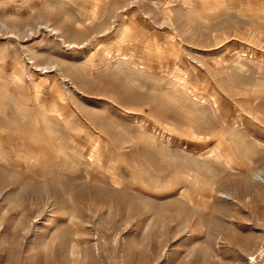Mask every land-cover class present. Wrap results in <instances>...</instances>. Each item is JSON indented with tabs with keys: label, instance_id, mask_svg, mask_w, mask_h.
I'll return each mask as SVG.
<instances>
[{
	"label": "rangeland",
	"instance_id": "rangeland-1",
	"mask_svg": "<svg viewBox=\"0 0 264 264\" xmlns=\"http://www.w3.org/2000/svg\"><path fill=\"white\" fill-rule=\"evenodd\" d=\"M70 1L0 0V264H264V0Z\"/></svg>",
	"mask_w": 264,
	"mask_h": 264
},
{
	"label": "bare ground",
	"instance_id": "bare-ground-1",
	"mask_svg": "<svg viewBox=\"0 0 264 264\" xmlns=\"http://www.w3.org/2000/svg\"><path fill=\"white\" fill-rule=\"evenodd\" d=\"M70 1V0H68ZM71 2V1H70ZM184 2V11H185V17L187 18V20H189L190 22L192 23H204V24H207L208 23V20H211L215 17V15H208L209 18H207L206 16L205 17H202L200 16L199 14H197V12H195V9H194V5H195V0H183ZM196 6V5H195ZM84 8V7H83ZM168 8V7H166ZM186 8V9H185ZM87 10V8H86ZM163 10V9H162ZM170 10V9H169ZM164 11V10H163ZM167 11V10H166ZM170 12V11H169ZM199 12V11H198ZM86 13V12H85ZM89 13V12H88ZM96 12L94 11V9H90V14H92V16L95 14ZM80 14V13H79ZM87 14V13H86ZM85 15V14H84ZM182 18V17H181ZM170 19V18H169ZM85 20V19H84ZM186 21V20H185ZM47 24V23H46ZM172 24V23H171ZM80 25V24H79ZM186 25V24H185ZM45 27H48V26H45ZM50 27V26H49ZM55 30L53 27H51L50 31H53ZM57 31V30H56ZM188 31V30H187ZM30 32H32V30H30ZM59 31H57L58 33ZM254 32V31H253ZM56 33V34H57ZM186 33V32H185ZM29 36V35H28ZM59 36V35H58ZM76 40V38H75ZM65 42V41H64ZM76 42V41H75ZM87 42V41H86ZM69 43V42H68ZM77 43V42H76ZM80 44V43H78ZM77 44V45H78ZM130 55V54H129ZM127 56V55H126ZM240 59V58H239ZM235 64H234V69L240 71L242 69V65L239 63V60L236 59V61H234ZM138 65H137V62H135L133 60V58H131V56H127V57H124L123 59H119V61L117 62V65L114 67L113 71L115 73V75H117L116 73H120L121 71H131V69L133 68H136ZM53 67V66H52ZM67 72V71H66ZM177 72V71H176ZM179 72H177L178 74ZM176 75V73H175ZM179 75V74H178ZM182 78V77H181ZM183 79V78H182ZM175 81V80H173ZM182 82V83H181ZM183 80L181 81H175V82H172L171 83V87L176 90L177 87L179 86V84L181 83V86L185 85L183 84ZM193 130V129H192ZM195 135V134H194ZM199 136V135H198ZM215 160V159H214ZM200 163V161H199ZM218 163V161H217ZM200 169V168H199ZM202 169V168H201ZM207 170V169H206ZM264 253V252H262ZM264 255V254H262Z\"/></svg>",
	"mask_w": 264,
	"mask_h": 264
},
{
	"label": "built area",
	"instance_id": "built-area-1",
	"mask_svg": "<svg viewBox=\"0 0 264 264\" xmlns=\"http://www.w3.org/2000/svg\"><path fill=\"white\" fill-rule=\"evenodd\" d=\"M250 264H261L259 261H254V260H252L251 262H250Z\"/></svg>",
	"mask_w": 264,
	"mask_h": 264
}]
</instances>
